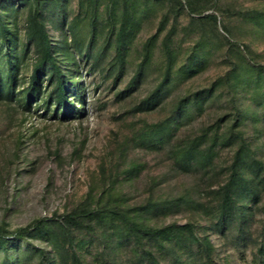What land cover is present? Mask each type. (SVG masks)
I'll return each mask as SVG.
<instances>
[{"label": "trees", "instance_id": "trees-1", "mask_svg": "<svg viewBox=\"0 0 264 264\" xmlns=\"http://www.w3.org/2000/svg\"><path fill=\"white\" fill-rule=\"evenodd\" d=\"M213 1L215 4L216 0H185L184 5L180 0H78L79 13L69 21L56 13L58 9L62 12L63 0H0V103L16 104L23 110L34 106L58 121L84 116L80 63L88 65L91 61L89 70H100L112 47L113 62L100 71L109 76L115 71L121 75L124 56L142 19L169 4L175 22L186 8L191 22L202 28V37L179 65L171 41L175 27L164 37V64L158 83L135 110L151 112L165 105L168 98L171 104L162 119L137 133L136 141L143 148L166 150L173 167L185 174L207 173L218 150L229 149L231 160L225 180L211 192L217 201L210 210L212 227L217 232L238 230L241 242L246 243L255 212H260V241L249 264H264V162L247 138V127L255 134L264 130V65L248 47L218 35L214 14L202 15ZM242 17L264 28V11L250 10ZM166 19L163 16L162 23ZM51 26L60 32V40L51 34ZM99 36H104L102 46L97 45ZM155 42L156 35L143 45V60L121 92V99L134 93L145 77ZM214 44L220 49L226 47L228 70L207 87L181 89L204 70ZM216 101L220 102V111L211 123L201 125L194 134L178 135L185 123L201 116L208 104ZM100 173L103 188L96 200L90 192L63 215L37 219L14 230L0 223V264H19L22 252H31L30 258L37 259L35 264H82L75 248L81 249L84 243L76 235L96 232L114 240L116 249L130 247L139 252L144 264H158L146 245L166 250L173 257L177 250L195 246L204 264H218L212 258L210 240L197 235L194 223L150 224L152 218L166 216L182 205L194 210H202L203 206H195L185 196L161 199L152 195L130 205L116 191L118 167L107 174L103 167ZM124 173L137 175L138 168L132 164ZM36 240L52 251L34 248L32 242Z\"/></svg>", "mask_w": 264, "mask_h": 264}, {"label": "rangeland", "instance_id": "rangeland-1", "mask_svg": "<svg viewBox=\"0 0 264 264\" xmlns=\"http://www.w3.org/2000/svg\"><path fill=\"white\" fill-rule=\"evenodd\" d=\"M180 1L185 5V0ZM61 4L62 12L58 9L60 12L56 13L69 21L79 13L78 0H63ZM210 6L202 15L216 16L218 35L227 36L230 41L248 47L257 56L258 62L264 65V28L242 17V13L250 10L264 11V0H216ZM163 16L167 19L162 23ZM190 16L185 8L174 22L171 5L164 4L142 19L124 56L121 75L115 71L109 76L106 71H100L113 62L112 47H109L100 70H89L91 61L88 65L80 61L79 76L85 90L82 117L58 121L34 106L23 110L16 104L0 103V223L14 230L37 219L63 215L80 204L90 192L92 200H96L103 188L100 168L104 167L107 174L118 167L116 191L122 194L127 204L141 203L152 195L161 199L185 196L195 206H203L202 210H194L182 205L166 216L152 218L150 224L194 223L197 235L207 236L210 240L215 262L250 263L260 241V212H255L246 243L241 242L238 230L223 229L217 232L212 227L210 210L217 201L211 192L225 180V169L231 160L229 149L218 150L214 165L207 173L185 174L173 167L166 150L143 148L136 141L137 133L144 126L162 119L171 104L168 98L167 105L151 112L135 110L139 101L158 83L164 64V37L175 27L171 41L178 57L177 65L192 53L198 38L202 37V28L198 23L191 22ZM50 32L60 40V32L54 26L50 27ZM154 35L156 42L145 77L134 88V93L121 99V92L126 89L143 60V45ZM103 38L97 37L98 46H102ZM209 50L204 70L185 82L181 89L207 87L228 70L226 47L220 49L214 44ZM219 104V101L208 104L201 116L194 117L181 127L178 135L194 134L201 125L211 123L220 111ZM247 129V138L254 143L258 157L264 162V130L261 134H255L251 128ZM132 164L138 168V174L129 176L124 172ZM76 238L84 243L81 249L75 248L82 264H144L139 252L130 247L116 249V242L99 232L78 234ZM32 246L52 251L50 246L38 240L33 241ZM145 249L151 250L158 264H204L195 246L177 250L174 257L157 247L146 245ZM31 254L22 252L19 264H35L37 259L30 258Z\"/></svg>", "mask_w": 264, "mask_h": 264}]
</instances>
